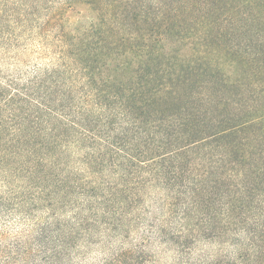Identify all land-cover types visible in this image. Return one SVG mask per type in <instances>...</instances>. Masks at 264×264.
<instances>
[{
	"label": "trees",
	"instance_id": "1",
	"mask_svg": "<svg viewBox=\"0 0 264 264\" xmlns=\"http://www.w3.org/2000/svg\"><path fill=\"white\" fill-rule=\"evenodd\" d=\"M155 189L264 264V0H0V264H156Z\"/></svg>",
	"mask_w": 264,
	"mask_h": 264
},
{
	"label": "rangeland",
	"instance_id": "2",
	"mask_svg": "<svg viewBox=\"0 0 264 264\" xmlns=\"http://www.w3.org/2000/svg\"><path fill=\"white\" fill-rule=\"evenodd\" d=\"M85 13L86 10L82 5H77L75 14L78 13ZM74 18L77 16H73ZM46 63L44 60H42V64ZM146 204L147 208H143L142 213V220H144L143 223L139 224V228L132 232L130 240H139L143 238L145 240V244H147V252H152L153 256L156 257V264H180L181 259L179 257H176V253L173 250L174 248H178L177 246H173V248H167L166 244L159 241V238L153 240L151 244H149V229L150 230H158L155 231L156 234H159L162 230V226L167 228V230H185L184 226L186 225V230H191V232H195L197 235L199 234L198 230H204V224L201 221V218L199 219L197 215L190 214L189 217L181 218V213H176L177 216L173 217L169 220L167 207L163 198V193L159 190H148L146 195ZM158 220H162V223ZM155 222L156 227H149V224ZM142 225V226H141ZM138 238H136V236ZM202 234L199 236L196 240L192 241L190 238L188 240L189 245L194 248V256H197L198 253L204 254L205 256H213L212 254H234L236 252L235 247H233L229 242H220V240L210 239L206 237L202 232ZM134 237V238H133ZM136 238V239H135ZM185 238L182 239V246H185ZM150 245V247H149ZM150 248V249H149ZM94 254L99 255V258L102 256V251L100 248H95ZM214 255V256H216ZM96 255H94L95 258H97ZM149 256V255H148ZM182 264V263H181Z\"/></svg>",
	"mask_w": 264,
	"mask_h": 264
}]
</instances>
